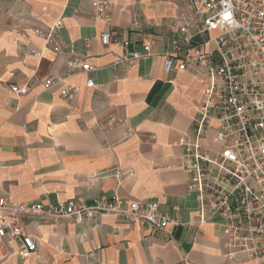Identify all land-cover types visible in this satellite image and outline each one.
<instances>
[{
	"label": "crops",
	"instance_id": "obj_1",
	"mask_svg": "<svg viewBox=\"0 0 264 264\" xmlns=\"http://www.w3.org/2000/svg\"><path fill=\"white\" fill-rule=\"evenodd\" d=\"M95 1H107L108 10L99 15ZM189 14L181 0H17L0 12V191L16 202H158L173 218L195 222L180 143L194 136L206 77L196 67L164 69ZM106 30L109 45L100 39ZM152 41V56L113 66L125 48ZM48 78L58 83L46 89ZM68 87L76 89L70 98L62 95ZM20 224L37 251L22 259L19 242L0 237V264H254L228 256L209 224L171 222L157 231L103 212L58 221L27 215Z\"/></svg>",
	"mask_w": 264,
	"mask_h": 264
},
{
	"label": "built area",
	"instance_id": "obj_2",
	"mask_svg": "<svg viewBox=\"0 0 264 264\" xmlns=\"http://www.w3.org/2000/svg\"><path fill=\"white\" fill-rule=\"evenodd\" d=\"M181 1L190 14L175 29L177 34L164 54V69L170 73L196 67L206 77L194 136L180 143V164L198 203L196 221L173 218L158 202H132L124 207L116 196L16 202L0 191V237L17 240L22 259L36 252L38 245L24 231L21 217L41 215L58 221L103 212L123 214L157 231L171 222L189 227L209 224L222 236L228 256L264 264V0ZM93 5L99 15L109 8L107 1ZM61 26L57 22L47 37ZM36 32L41 33L40 29ZM100 39L109 45L112 31L102 32ZM154 44L144 43L141 50L125 48L113 66L152 56ZM82 68L86 72L93 69L90 64ZM57 83L48 78L44 86L50 89ZM94 84L93 78L87 80V86ZM11 89L19 95L29 92V86L13 85ZM75 91L68 87L62 95L70 98ZM210 131H214L212 136ZM123 175L117 173L119 178Z\"/></svg>",
	"mask_w": 264,
	"mask_h": 264
},
{
	"label": "rangeland",
	"instance_id": "obj_3",
	"mask_svg": "<svg viewBox=\"0 0 264 264\" xmlns=\"http://www.w3.org/2000/svg\"><path fill=\"white\" fill-rule=\"evenodd\" d=\"M17 0H0V12L2 13L7 8L11 7Z\"/></svg>",
	"mask_w": 264,
	"mask_h": 264
}]
</instances>
